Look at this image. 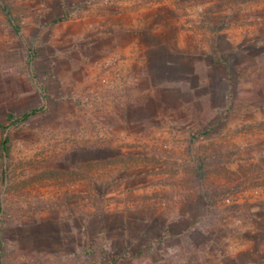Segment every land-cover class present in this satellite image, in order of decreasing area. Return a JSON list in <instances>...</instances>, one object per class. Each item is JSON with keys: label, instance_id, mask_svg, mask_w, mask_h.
<instances>
[{"label": "rangeland", "instance_id": "374dc122", "mask_svg": "<svg viewBox=\"0 0 264 264\" xmlns=\"http://www.w3.org/2000/svg\"><path fill=\"white\" fill-rule=\"evenodd\" d=\"M20 2L0 0V124L8 112L43 110L0 131V141L10 137V157L0 156L3 264H175L174 241L168 252L154 245L149 255L123 258L151 239L140 235H147L142 221L156 217L154 235L162 218L182 211L200 216L202 225L228 215L239 196L264 188V0H201L202 11L186 19L215 47L204 49L193 72L158 80L156 89L169 92L159 108L131 110L135 120L115 127L80 124V112L63 99L73 84L59 62L62 47L50 41L54 32H38V41L27 32L37 53L27 65L36 77L29 76L24 45L1 9L6 3L20 22L28 10ZM64 4L76 15L85 7ZM183 4L192 8L197 0ZM211 52L228 67L212 63ZM48 57L56 61L52 72ZM205 191L213 205L201 197ZM100 218H114L118 226L113 234L108 228V237L115 238L101 233Z\"/></svg>", "mask_w": 264, "mask_h": 264}, {"label": "crops", "instance_id": "0c3cea01", "mask_svg": "<svg viewBox=\"0 0 264 264\" xmlns=\"http://www.w3.org/2000/svg\"><path fill=\"white\" fill-rule=\"evenodd\" d=\"M90 1L21 0L20 5L28 7L20 15L22 39L13 32L24 45V64L32 79L36 75L27 67L28 48L34 56L37 53L27 42V32H32L35 39L38 32L55 33L50 41H57L56 46L62 47L59 62L63 63V72L69 75L67 82L73 84L71 89L63 91L62 97L73 112H80L82 125L85 121L91 127L120 126L119 121L125 125L135 120L128 114L131 110H148L152 104L159 108L169 92L156 89L158 80L167 78L169 73L175 77L193 72L194 61L204 56V49L211 51L215 47L216 40L208 37L207 41H201L203 34L199 33L197 24L186 19L190 13L202 11L204 6L198 5L201 0L192 8L185 6L184 0H112L108 6L88 4ZM64 2L71 6L80 2L87 7L79 15L73 12L68 19L56 21L63 14ZM5 20L7 23L6 17ZM210 56L212 63L228 67L227 59L216 60L212 52ZM46 60L49 72L54 71V58ZM86 108L94 112L93 116L84 114ZM155 218L141 222L147 226L142 228L147 235L138 233L151 238L143 246L159 245L168 252L169 242L174 241L175 264H264V188L239 196L233 200L228 215L208 218L202 225L200 216L182 211L175 218H162L158 225L161 230L154 235L151 226H156ZM101 223L105 238H115L108 237V228H112L113 234L118 226L114 218L111 222L100 218ZM131 231L123 237L128 238ZM139 249L140 246L136 252Z\"/></svg>", "mask_w": 264, "mask_h": 264}, {"label": "trees", "instance_id": "16d2710c", "mask_svg": "<svg viewBox=\"0 0 264 264\" xmlns=\"http://www.w3.org/2000/svg\"><path fill=\"white\" fill-rule=\"evenodd\" d=\"M1 1H3V0H1ZM1 9H2L4 16L7 19V23L9 24L10 28L13 30V32L15 33V35L19 39H22V33H21L22 26L19 24L17 19L12 15L11 10L9 9V6L6 3H3V4L1 3ZM72 12H73L72 10L65 7L63 10L62 16L57 18L56 21L68 19L71 16ZM33 54H34L33 50L31 48H28L29 61L34 56ZM215 59L218 60V57H215ZM27 64H29V63L27 62ZM40 111H42V108L41 109H32V110L24 112L18 116L15 113L8 112L7 116H6L7 124L6 125L0 124V131L4 135L5 133H7L8 130L17 129V128L21 127L25 122H27L31 118V116L35 115L36 113H38ZM9 141H10V137L8 135L3 136L1 141H0V156L4 159L10 157V148L8 146ZM202 167L203 166L199 167V172H200V169H202ZM88 168L89 167H87V169ZM78 169H79V171L83 170L82 168L81 169L78 168ZM75 172H76V170H69V171H67V173H68L67 175H69V176L74 175ZM203 175H204L203 173L199 174L200 179L203 178ZM5 176H6V171L3 170L1 180H3ZM200 195L204 199V201L207 205H213L214 204L213 199L209 196L207 191H205V193H201ZM2 210H3L2 204L0 203V264H3L4 257L6 255V253H5V240L3 238V231H2V229H3V227H2L3 222H2V215H1ZM155 249H156L155 246L153 244H150L148 246L140 247V249L134 254H130V253L124 254L123 258L124 259L130 258V257H133V258L139 257L140 258L141 256L151 254L153 251H155Z\"/></svg>", "mask_w": 264, "mask_h": 264}]
</instances>
